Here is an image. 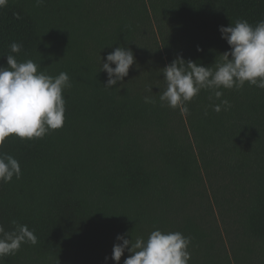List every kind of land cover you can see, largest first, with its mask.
Wrapping results in <instances>:
<instances>
[{"label":"trees","instance_id":"1","mask_svg":"<svg viewBox=\"0 0 264 264\" xmlns=\"http://www.w3.org/2000/svg\"><path fill=\"white\" fill-rule=\"evenodd\" d=\"M238 19L264 20V0H7L0 66L18 42V61L66 72L71 87L61 128L32 140L11 135L0 149L22 172L0 182V224H26L38 241L0 264H117L118 235L147 239L157 229L191 238L188 264H264V89L221 88L231 108L219 113L207 90L185 114L159 101L160 69L177 56L212 65L230 48L220 26ZM120 46L151 66V93L127 77L104 86L101 62ZM207 205L231 219L244 252L190 213Z\"/></svg>","mask_w":264,"mask_h":264},{"label":"clouds","instance_id":"2","mask_svg":"<svg viewBox=\"0 0 264 264\" xmlns=\"http://www.w3.org/2000/svg\"><path fill=\"white\" fill-rule=\"evenodd\" d=\"M43 2L36 0L37 5ZM6 4L7 0H0V8ZM219 31L230 48L219 54V59H215L212 65L203 66L177 56L160 69L165 82L159 92L161 106L166 104L173 109L178 108L182 114L188 113L187 103L202 90H207L211 93L210 100L220 101L211 105L219 113L222 106L225 111L231 108L227 99H221V88L240 90L247 82L249 86L264 89V20L253 26L247 20L238 19L227 27L220 26ZM9 47L6 66H0V149L11 135L32 140L61 128L66 111L62 93L71 87L68 73L49 75L40 71V65L31 59L17 60L13 54L21 52L20 43L13 42ZM197 51L202 49L197 48ZM134 62L131 48L116 47L107 55L106 62H101L99 71H105L108 77L104 86L111 88L118 81H123ZM146 91L151 93L152 86H148ZM144 102L154 104L156 101L145 96ZM21 175L18 160L0 151V182L8 183L14 176L20 179ZM11 223V231H5L0 224V260L15 255L24 243L36 245L38 242L34 231L26 224L15 220ZM116 239L122 242L115 244L112 250L111 259L117 264L126 250L131 255L124 260V264H188L191 258L188 251L191 238L181 232L157 229L147 239L138 236L129 240L125 235H118Z\"/></svg>","mask_w":264,"mask_h":264},{"label":"rangeland","instance_id":"3","mask_svg":"<svg viewBox=\"0 0 264 264\" xmlns=\"http://www.w3.org/2000/svg\"><path fill=\"white\" fill-rule=\"evenodd\" d=\"M151 62V61H150ZM141 62H134V64L130 67L128 76H126L129 81L132 80L137 87H148L150 85L157 84L156 80H148V73L152 70L151 66L149 65H138ZM152 63V62H151ZM200 205V203H198ZM206 207L195 208L193 207L190 209V213H194L197 217L203 219L205 222L209 223L214 227H218L220 230L221 241L223 245L230 251H234L237 249L239 253L244 252L245 248L244 245L239 242L242 239L239 237V232H237L236 227L233 225L231 219L228 216L222 215L219 211L215 208L211 209L207 205ZM241 258H245L242 256ZM240 264H250V262H240Z\"/></svg>","mask_w":264,"mask_h":264}]
</instances>
